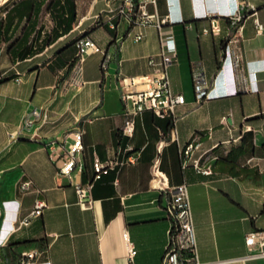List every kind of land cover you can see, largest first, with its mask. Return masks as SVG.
Wrapping results in <instances>:
<instances>
[{
  "label": "crops",
  "instance_id": "0c3cea01",
  "mask_svg": "<svg viewBox=\"0 0 264 264\" xmlns=\"http://www.w3.org/2000/svg\"><path fill=\"white\" fill-rule=\"evenodd\" d=\"M241 1L255 9H246L235 23ZM121 2L0 0L4 263L20 264L23 252L36 250L42 264H129L132 243V264H163L171 227L168 196L186 182L200 263L264 264V258L248 257L246 244L248 233L264 229V28L257 24L264 26V0H157L149 11L170 20L161 32L120 20L114 10ZM86 32L101 50L86 56L76 85L69 63L75 39ZM137 32L143 39L135 38ZM169 34L177 48L168 68L170 86L186 103L174 120L145 111L135 119L134 135L125 136L123 78L151 73L149 56L159 53L162 36ZM104 53L111 56L105 72ZM194 67L209 85L202 101L194 90ZM75 129L83 131L84 142L75 182L93 180L97 158L136 157L94 181L89 209L80 207L74 183L58 172L53 158ZM173 130L176 140H170ZM193 139L197 148L184 164L180 147ZM157 157L162 183L151 180ZM193 159L212 173L198 171ZM28 179L33 187L22 191ZM38 198L47 203L42 214L21 225Z\"/></svg>",
  "mask_w": 264,
  "mask_h": 264
},
{
  "label": "built area",
  "instance_id": "2783aa9c",
  "mask_svg": "<svg viewBox=\"0 0 264 264\" xmlns=\"http://www.w3.org/2000/svg\"><path fill=\"white\" fill-rule=\"evenodd\" d=\"M157 0H122L121 4L114 10L116 16L120 20L126 21L130 26H147L153 25L160 32L167 23L170 22L168 16H160L155 10L149 11V6L153 5L156 8ZM255 9L252 4L240 2L236 14L233 16L235 23L243 19L246 9ZM258 24V30H262L264 26ZM115 28V24H111ZM217 25H214L212 31H218ZM144 34L137 32L135 38L143 39ZM76 54L73 68L75 74L72 76L73 83L78 85L82 73V63L87 55L100 51V47L90 35H82L75 40ZM177 54L175 40L172 34L162 36L161 48L158 54L149 56V63L153 67V71L142 76H129L123 78L121 85V100L123 103V111L126 114V120L122 127V134L132 137L135 131V119L142 115L145 111H151L154 115L162 118L170 117L173 120L176 118V111L179 106L186 103L185 96L181 93H174L170 86L168 68L172 64L174 57ZM111 56L109 53H104L101 62L102 70L105 72L108 68ZM235 65H239L241 57L235 54L233 57ZM193 84L198 101L208 98L209 85L204 73L194 67L193 69ZM19 80V79H17ZM37 114V111H34ZM176 132H171L170 140H176ZM196 140L193 139L180 147V157L184 164L192 157L194 150L197 148ZM84 149L83 131L81 129L72 130L67 134V139L64 141L63 152L56 155L54 158L58 172L66 175L74 183L78 197V204L83 209H89L93 206L94 200L92 190L94 181L101 177L103 173H107L109 168L115 164L121 166L133 164L136 162V157L131 153L125 161L117 162L109 160L106 162L95 160L94 169L95 176L93 180L87 182H75L72 179V173L77 166L78 156ZM127 150L132 151V145L128 144ZM193 166L200 172L211 174V166H204L200 159H193ZM82 165L79 166L81 169ZM152 181L162 183L165 179V173L160 169V157L154 159L151 165ZM32 181L25 180L21 183V190L28 191L32 189ZM161 188L162 185H159ZM47 206L44 199L38 198L35 200L34 208L30 214L21 220V225H28L30 221L42 214L43 209ZM166 210L171 220L169 231V242L163 254V264H201L197 257L194 222L189 198V189L186 182H183L173 187L168 196ZM1 218V215H0ZM246 244L249 247V258H264V229L252 231L246 235ZM5 243L0 240V264L4 263L5 258ZM189 252L190 256L185 258V262H181L182 252ZM136 250L132 243H129V264L133 263V258ZM37 251H25L20 258V264H42L36 262Z\"/></svg>",
  "mask_w": 264,
  "mask_h": 264
},
{
  "label": "trees",
  "instance_id": "16d2710c",
  "mask_svg": "<svg viewBox=\"0 0 264 264\" xmlns=\"http://www.w3.org/2000/svg\"><path fill=\"white\" fill-rule=\"evenodd\" d=\"M82 35H89V34H88V32H86V33H84V34H82ZM82 35H80V36H82ZM80 36H78V37H80ZM78 37H77V38H78ZM77 38H76V39H77ZM76 39H75V40H76ZM74 59H75V55H74L73 59L70 61V63H69V67H70V68H72L73 65H74ZM188 256H190L189 252H187V251H183V252H182L181 262H182V263L185 262V258L188 257Z\"/></svg>",
  "mask_w": 264,
  "mask_h": 264
}]
</instances>
